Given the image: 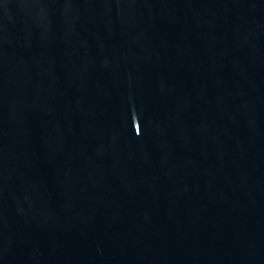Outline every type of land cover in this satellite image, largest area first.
I'll use <instances>...</instances> for the list:
<instances>
[{
    "label": "water",
    "instance_id": "1",
    "mask_svg": "<svg viewBox=\"0 0 264 264\" xmlns=\"http://www.w3.org/2000/svg\"><path fill=\"white\" fill-rule=\"evenodd\" d=\"M0 264H264V0H0Z\"/></svg>",
    "mask_w": 264,
    "mask_h": 264
}]
</instances>
